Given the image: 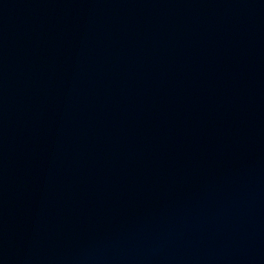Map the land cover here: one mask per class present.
Wrapping results in <instances>:
<instances>
[{
    "label": "water",
    "instance_id": "95a60500",
    "mask_svg": "<svg viewBox=\"0 0 264 264\" xmlns=\"http://www.w3.org/2000/svg\"><path fill=\"white\" fill-rule=\"evenodd\" d=\"M0 264H264V0H0Z\"/></svg>",
    "mask_w": 264,
    "mask_h": 264
}]
</instances>
